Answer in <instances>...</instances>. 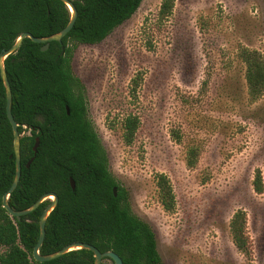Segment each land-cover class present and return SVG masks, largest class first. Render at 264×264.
Instances as JSON below:
<instances>
[{
	"label": "rangeland",
	"instance_id": "1",
	"mask_svg": "<svg viewBox=\"0 0 264 264\" xmlns=\"http://www.w3.org/2000/svg\"><path fill=\"white\" fill-rule=\"evenodd\" d=\"M162 1L142 0L96 45L68 44L107 168L162 264H264V92L249 98L240 59L242 49L264 55V0H171L160 19ZM128 117L138 124L127 144ZM237 212L244 252L230 231Z\"/></svg>",
	"mask_w": 264,
	"mask_h": 264
},
{
	"label": "trees",
	"instance_id": "2",
	"mask_svg": "<svg viewBox=\"0 0 264 264\" xmlns=\"http://www.w3.org/2000/svg\"><path fill=\"white\" fill-rule=\"evenodd\" d=\"M68 1L77 16L61 43L50 42L42 52L43 44L25 38L18 50L4 60L12 94L11 114L20 135L21 164L19 182L7 203L13 211H21L45 194L57 197L46 219L40 255L55 253L72 243H85L101 253L112 251L123 264H162L153 231L132 212L126 190L107 168L104 149L87 116L83 86L71 70L68 45L100 43L135 13L142 0ZM171 7V0H163L159 18H166ZM69 20L70 12L59 0H0V53L9 49L22 32L46 38L61 31ZM240 59L246 67L248 96L256 100L264 92V55L242 49ZM5 106L0 79V264H94L92 252L85 249L48 262L34 261L32 251L39 238V219L50 201H44L20 220L10 217L2 207V197L15 175L13 132ZM137 124L136 117L125 119L123 138L127 144ZM25 126L28 134L22 135ZM35 138L39 145L33 154ZM188 164L192 166L193 161L188 160ZM253 184L260 193L259 175ZM158 188L164 209L172 210V190L162 175ZM242 220V213L237 212L230 231L236 248L244 252ZM102 264L113 262L105 258Z\"/></svg>",
	"mask_w": 264,
	"mask_h": 264
},
{
	"label": "water",
	"instance_id": "3",
	"mask_svg": "<svg viewBox=\"0 0 264 264\" xmlns=\"http://www.w3.org/2000/svg\"><path fill=\"white\" fill-rule=\"evenodd\" d=\"M59 1L64 3L70 12V20H69L68 24L61 31H59L58 33H56L54 35L46 37V38H36V37L32 36L30 33L22 32L17 36L14 44L9 49L2 51L0 53V79L3 83V87L5 90L6 117L8 119V122L11 125L12 132H13V154H14V159H15L14 180L12 182V185L8 189V191L2 197V207L6 210V212L8 213V215L10 217H13V218H16L17 220H20V217L33 212L44 201L51 200L49 205H47V207L41 213V216L39 219V238H38L37 244L34 246L33 251H32V257H33L34 261H36L38 263H43V262H48V261L54 260V259L64 255L65 253H68L70 251L85 249V250L92 252L93 258H94V264H102V262L105 258L110 259L113 262V264H123L120 257L117 256L112 251H107V252L101 253L94 246L89 245V244H85V243H72V244L65 246L64 248H62L61 250H59L55 253H52L49 255H40L39 249L43 243L44 236H45L46 219H47L48 215L50 214V212L55 208V206L57 204V197L54 194H50V193L45 194V195L41 196L29 208H27L25 210H21V211H13L7 203L9 195L15 190V188L17 187V184L19 182L20 174H21V164H20V135H19V132L17 129L18 125L14 121L13 116L11 114L12 94H11V89H10V86H9V83L7 81V77H6V74L4 71V60L8 56L14 54L18 50V48L22 44V41L25 38L30 39V41L33 43L43 44V46L40 49L42 52L46 51L48 49L50 42L61 43V40L67 35V33L73 27L75 20H76L77 12H76V9L74 8L73 4L70 1H68V0H59ZM66 114H69V110L67 107H66ZM24 128L26 129L27 127L25 126ZM38 145H39V140H38V138H35V143H34L33 148H32L33 154L36 153ZM32 160H33V158L27 163L26 167L29 166V164L32 162ZM70 186H71V189L74 190V182L72 179H70ZM115 191H116V189L113 190L114 195H115ZM50 197H52L53 199H50Z\"/></svg>",
	"mask_w": 264,
	"mask_h": 264
}]
</instances>
